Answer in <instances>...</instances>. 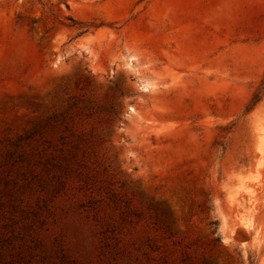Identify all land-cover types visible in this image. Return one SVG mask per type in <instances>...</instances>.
I'll return each mask as SVG.
<instances>
[{
  "label": "rangeland",
  "instance_id": "374dc122",
  "mask_svg": "<svg viewBox=\"0 0 264 264\" xmlns=\"http://www.w3.org/2000/svg\"><path fill=\"white\" fill-rule=\"evenodd\" d=\"M0 264H264V0H0Z\"/></svg>",
  "mask_w": 264,
  "mask_h": 264
}]
</instances>
